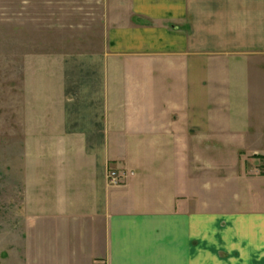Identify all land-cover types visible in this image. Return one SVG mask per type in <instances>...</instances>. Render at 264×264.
<instances>
[{"label":"crops","instance_id":"obj_1","mask_svg":"<svg viewBox=\"0 0 264 264\" xmlns=\"http://www.w3.org/2000/svg\"><path fill=\"white\" fill-rule=\"evenodd\" d=\"M109 3L100 50L57 57L27 99L15 257L264 264V0Z\"/></svg>","mask_w":264,"mask_h":264},{"label":"rangeland","instance_id":"obj_2","mask_svg":"<svg viewBox=\"0 0 264 264\" xmlns=\"http://www.w3.org/2000/svg\"><path fill=\"white\" fill-rule=\"evenodd\" d=\"M109 1L0 0V264H20L15 255L25 253L27 99L57 57L100 50ZM161 180L147 189L148 201L169 194L170 181Z\"/></svg>","mask_w":264,"mask_h":264},{"label":"built area","instance_id":"obj_3","mask_svg":"<svg viewBox=\"0 0 264 264\" xmlns=\"http://www.w3.org/2000/svg\"><path fill=\"white\" fill-rule=\"evenodd\" d=\"M124 178L125 174L119 173L116 170L109 169L107 171V182L111 186H119Z\"/></svg>","mask_w":264,"mask_h":264}]
</instances>
